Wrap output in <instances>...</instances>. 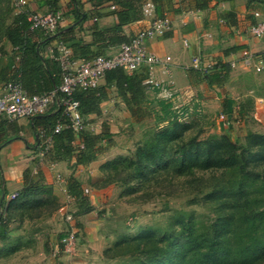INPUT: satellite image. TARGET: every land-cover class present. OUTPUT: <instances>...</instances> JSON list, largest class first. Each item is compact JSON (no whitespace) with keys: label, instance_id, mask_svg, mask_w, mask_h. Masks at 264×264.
Segmentation results:
<instances>
[{"label":"rangeland","instance_id":"obj_1","mask_svg":"<svg viewBox=\"0 0 264 264\" xmlns=\"http://www.w3.org/2000/svg\"><path fill=\"white\" fill-rule=\"evenodd\" d=\"M8 1L0 0V44L11 19L12 7ZM243 3L251 9L256 4L264 7V0H243ZM233 68L230 66L228 71ZM234 70L225 78V86L217 90L236 101L232 106L236 115L224 113V122L218 99L207 104V108L200 100L204 111L201 117L187 122L173 119L181 125L178 135L171 133L160 143L157 139L160 129L169 126L171 120L167 118L169 122L157 124L151 115L142 122L123 125L114 137L102 140L94 160L101 161L99 168L108 184L93 189L89 210L78 211L67 198L55 200L44 186L6 201L1 214L7 220L4 230L7 236L0 239V264H138L142 258L137 252L130 256L131 247L129 250L127 245L115 247V242L148 228L161 236L171 232L181 236L192 228L205 229L222 210L221 202L216 200L224 194L221 186L229 178L237 183L240 170L228 169L226 175L221 170L195 165L184 170V174L177 173L181 146L186 144V149L193 152L205 148L208 141H220L221 135H227L236 152L246 149L247 169H263L254 149L248 146L247 137L251 133L264 134V69L255 72L241 65ZM165 113L163 110L159 116ZM161 146L165 148L164 154L174 161L168 169L154 162L163 154L155 149ZM114 148L122 151L115 152ZM138 151L152 164L143 173L137 168ZM220 151L224 159L231 161L232 149L227 144L221 143ZM118 157L122 159L117 160L116 167L112 163L106 165ZM122 171L129 173L128 180ZM118 173L122 174L119 178ZM71 228L78 231L77 240L66 251L60 243Z\"/></svg>","mask_w":264,"mask_h":264},{"label":"crops","instance_id":"obj_2","mask_svg":"<svg viewBox=\"0 0 264 264\" xmlns=\"http://www.w3.org/2000/svg\"><path fill=\"white\" fill-rule=\"evenodd\" d=\"M145 1L26 0L24 6L15 8L12 0H9L8 3L12 7L9 24L17 16L28 23V13L34 11H60L63 20L59 30L54 33L45 35L46 33L39 29L24 33V47L21 44L13 45L3 34L0 44V92L4 83L15 80L20 75L22 85L28 92L34 93L55 87L60 82L61 75L54 55L61 44L70 47L74 55L116 54L120 45L125 42L124 39L129 40L148 25L150 18L143 16L140 7ZM187 1L162 0L161 5L156 2L157 12L167 13L171 23L162 36L148 39L146 44L150 50L163 57L169 56L170 60L164 65L156 66L152 73L144 67L139 68L145 75L142 83L150 76L161 81L170 80L175 87L194 94L205 108L207 104L218 99L221 109V101L227 96L217 90L225 85L208 84L207 72L213 71L211 67L218 62L227 63L230 67L229 62L239 59L244 49L263 54L264 39L251 35L248 27L256 20H264V7L256 4L253 9L247 8L243 0H213L205 9H194L187 7ZM122 3L135 7V11L128 10ZM118 11L127 12L126 18L120 22V28L103 31L104 28L114 26ZM255 11L260 13L258 17L254 16ZM228 12L234 14L233 23H229ZM63 34H66V37H63ZM234 48L235 50H232ZM195 55H199L200 64L207 66V70L196 69L191 65ZM241 65L238 62L228 73L233 74L234 69ZM103 85L104 78L99 82V86ZM107 89L108 98L101 102V112L85 115V129L93 134H101L102 123L106 122L109 136L114 137L117 131L123 129V125L142 122L149 115L155 120L161 112L159 100L152 89L145 88L140 96V111L136 114L137 117L131 115L124 101L117 95L114 84ZM234 104L236 101H233V107ZM57 109V104L51 105L46 115L56 113ZM236 112V109L232 108L231 114L236 115ZM38 117L10 119L4 115L0 116V214L5 202L11 199V194L20 195L25 189V176H28V180L33 184L32 189L48 187L57 201L67 198L73 202L66 191V180L72 175L80 181L83 191L88 189L91 204L94 185L103 177L99 168L101 161L96 159L85 165L73 166V160H51L43 156L39 144L46 125L38 121ZM114 150L122 151L121 148ZM56 174H60V179L56 178Z\"/></svg>","mask_w":264,"mask_h":264},{"label":"trees","instance_id":"obj_3","mask_svg":"<svg viewBox=\"0 0 264 264\" xmlns=\"http://www.w3.org/2000/svg\"><path fill=\"white\" fill-rule=\"evenodd\" d=\"M152 1L155 4V13L161 15L163 12H157L158 6L156 2L161 5L162 0ZM211 1L213 0H188L186 3L189 8L205 9L209 6ZM214 1L221 2L229 0ZM142 4L140 7H142ZM122 5L127 7L128 10L133 9V11H135V7L132 8L130 4L122 3ZM126 13V11L124 13L118 11L117 22L110 28H104L103 31L120 28V22L126 18ZM227 18L229 23L235 21L232 12L227 13ZM23 20V18L17 16L4 30V36H6L13 45L21 44L22 47H24L26 42L22 35L28 31L33 32L38 30L30 29L29 22L25 23ZM58 28L57 30H59ZM63 35V37H66V34ZM124 40L125 42L128 41L126 39ZM232 50H235V48ZM25 53L26 51L24 50L23 54ZM94 54L76 55L80 57H89ZM211 68L214 70L207 72V83L222 84L228 76V64L218 62ZM142 71V69H137L132 73H127L121 68L110 69L106 71L103 77L105 79V85L76 90L73 97L79 102L78 108L81 115L85 118V115L89 113L99 114L101 112V102L108 98L107 87L114 84L116 86L117 95L124 101L131 115L133 117L136 116L140 111V96L143 95L145 91V85L142 83L145 75ZM17 79L22 84L21 75L15 80ZM50 89L34 93H41ZM28 93L33 94V92ZM232 105L233 101L228 97H224L221 101L223 113L232 112ZM159 106L160 111L163 112L164 110L166 115L162 117L157 115L154 121L157 124L164 120L169 122L167 118H169L171 111L169 110L168 104L159 100ZM241 108L243 112L244 108ZM61 111L62 109L59 107L56 113L46 115V112L34 115L39 116L38 121L40 120L46 125V128H43V136L41 137L39 145L41 147L43 139L46 136H50L51 144L45 156L49 157L51 160L65 159L68 162L73 160V166L85 165L94 159V156L100 150L99 142L108 138L110 135L108 132V125L106 122L102 123L103 131L101 134H93L85 128L75 133L70 127H63L59 131H54L55 124L58 119L61 118ZM135 120L137 121L138 118H135ZM170 120L169 126L160 129V135L159 137L157 136L159 143L161 139L167 137L169 134L172 133L174 136H177V133H179V129L181 128L180 123L173 119ZM66 121L65 119V122ZM247 139H249L248 146L254 149V155L263 166L261 170H252L245 167V161L247 160L245 155L246 149L242 148L236 152L235 144L232 143L227 135H221L220 141L217 139L212 142L208 141L205 148H199L193 152L186 149V144L181 146V157H179L181 163L179 168L176 169L177 173L184 174V170L194 167L195 165L202 169L211 168L221 170L223 174L225 173L226 175L228 169L232 171L240 170L237 176V183H234V181L229 178L228 181L221 186L220 190L224 194L219 195L216 200L219 204L221 202L222 210L217 219L211 222L205 229L192 228L189 233L181 236L176 232L161 236L152 228H148L142 230L133 237H124L116 241L114 244L115 247L127 245V250L131 247L129 251L131 253L130 256L133 255L134 252H137L139 258H142L138 264H264V134L251 133L248 135ZM221 143L227 144L232 149L229 155L231 161L224 159L220 151ZM155 149L156 151L160 149V152L163 154L154 162L159 164L162 163L166 169L170 168L172 164H174L172 163L174 161L170 160V157L164 154L165 148L161 146ZM138 150L141 151L142 149L139 148ZM139 151L137 153V168L143 173L148 171L152 164H150L148 160H144L143 157L145 154ZM121 159L122 157L112 159L108 161L106 165L112 163L114 167H116L117 160ZM122 172L128 180L129 173L126 171ZM121 173L117 174L118 178L121 177ZM25 180V189L21 195L27 191L34 190L32 189L34 186L31 181L28 180V176H25ZM100 182L94 186L97 188L108 184V180H106L105 176L102 177ZM257 184V187H253V185ZM66 191L73 199L78 211H87L92 207L90 198L88 194L83 191L80 181L72 175L66 180ZM6 226L7 220L0 214V239H4L7 236L4 232ZM60 245V247L63 246L62 243H60ZM106 256L112 257L114 255L107 254Z\"/></svg>","mask_w":264,"mask_h":264},{"label":"built area","instance_id":"obj_4","mask_svg":"<svg viewBox=\"0 0 264 264\" xmlns=\"http://www.w3.org/2000/svg\"><path fill=\"white\" fill-rule=\"evenodd\" d=\"M13 7L20 8L26 4V0H12ZM144 17H149L148 25L140 29L128 41L120 45L119 51L114 55L94 54L89 57L74 55L70 47L61 44L56 49L54 58L60 66V82L52 89L41 93H28L17 80H9L3 84L0 92V116L4 115L10 119L19 117H31L37 114L46 113L51 105L57 104L61 108V118L55 124L54 131L63 127H70L78 133L85 128V118L79 111V102L73 97L76 90L94 88L99 85L106 71L114 68H121L127 73H132L139 68H146L149 73L158 65H164L169 56H160L147 47L146 41L162 36L169 28L171 20L167 13L158 15L155 13V4L152 0H146L142 4ZM259 12L255 11L254 16L258 17ZM30 29H41L46 34L54 33L60 26L63 16L60 11H34L28 13ZM248 32L259 39H264V20H256L248 27ZM241 63L250 67L253 71L259 72L264 69V55L253 53L248 49L241 52L239 59L229 62L230 66ZM191 65L196 69L207 70V66L200 64L199 55L192 58ZM146 89L154 90L158 100L168 104L171 111L169 119L187 122L190 119L201 117L204 112L200 99L188 91L181 90L170 80L161 81L152 76L143 81ZM220 118L224 122L226 115L221 112ZM65 119L67 120L65 122ZM51 137L46 136L40 147V153L44 156L50 147ZM60 179V174L55 175ZM84 191L87 193L88 189ZM16 193L11 194L14 198ZM61 209L63 207H60ZM68 218L70 215L67 216ZM78 231L71 228L67 235L61 239L64 250H71L77 240Z\"/></svg>","mask_w":264,"mask_h":264}]
</instances>
